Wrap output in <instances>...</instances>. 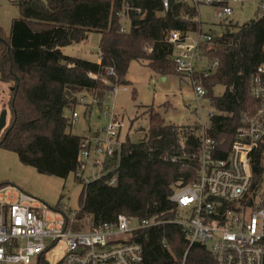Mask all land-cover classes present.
Wrapping results in <instances>:
<instances>
[{"label":"trees","instance_id":"1","mask_svg":"<svg viewBox=\"0 0 264 264\" xmlns=\"http://www.w3.org/2000/svg\"><path fill=\"white\" fill-rule=\"evenodd\" d=\"M14 3L20 16L12 21L10 35L5 37L0 29V81L11 87L10 119L0 136V148L14 152L22 164L42 175L62 179L74 175L76 181H82L76 176L81 144L97 137L68 131L73 119L65 112L72 110L73 115L81 103L79 95L88 92L101 102L115 85L129 83L125 80L133 62L163 77L176 73L183 78L172 62L168 36L173 31L185 35L204 28L196 6L178 0H170L167 11L161 0ZM125 4L143 13L129 12L130 34L121 32L117 15ZM213 26L207 29L217 36L207 55L211 61L218 60L219 67L203 84L206 99L215 109L209 132L218 144V157L225 158L243 124V114L253 113L257 104L250 82L264 58V19ZM91 33L100 34L98 63L63 53L64 47L86 41ZM218 85L225 91L216 96ZM146 114L149 128L137 142L122 143L118 166L116 158L107 159V174L84 184L78 218L91 227L114 222L119 215L163 221L133 233V242L143 250V264H216L204 246L189 248L182 227L171 223L177 213L171 200L175 187L197 178L201 126L167 125L153 106ZM251 167L252 187L245 199L249 206L264 196V146L252 153Z\"/></svg>","mask_w":264,"mask_h":264},{"label":"built area","instance_id":"2","mask_svg":"<svg viewBox=\"0 0 264 264\" xmlns=\"http://www.w3.org/2000/svg\"><path fill=\"white\" fill-rule=\"evenodd\" d=\"M178 1L196 6L199 21L201 4L213 6L219 21L226 23L232 20L234 7H242L246 2L256 4V18L264 19V0ZM161 2L167 11L170 0ZM130 11L143 16L141 9L125 4L117 14L124 34L131 33ZM216 36V32L202 28L185 35L173 31L168 36L175 70L189 78L197 100L206 99L208 90L203 80L214 75L219 67L218 60L211 61L207 55ZM202 62L207 67L200 68ZM109 73L113 74V70ZM116 86L112 88L115 95ZM250 92L257 104L253 113L243 114V124L225 158L218 157V144L209 132L215 112H209L205 118L200 111L196 112L201 126L197 178L189 184L179 182L171 197L177 206L176 218L171 223L182 227L189 248L194 244L204 246L216 264H264V196L256 197L252 206L245 200L253 181L252 153L264 146V58L251 79ZM72 118H77L75 112ZM120 127L117 115L112 113L104 139L93 137L82 142L78 178L83 179L82 171H86L92 155V163L102 170L107 159L116 158L118 166L122 155V144L118 142ZM106 174L102 171L95 179ZM110 184H114V179ZM4 196L6 200H2ZM48 211L46 205L24 192L0 190V264H45L44 254L59 242L67 246L59 264H143V250L133 242V233L164 223L119 215L114 222L91 227L79 221V212L68 215L60 208L53 219Z\"/></svg>","mask_w":264,"mask_h":264},{"label":"rangeland","instance_id":"3","mask_svg":"<svg viewBox=\"0 0 264 264\" xmlns=\"http://www.w3.org/2000/svg\"><path fill=\"white\" fill-rule=\"evenodd\" d=\"M15 0H0V29L5 37L10 35L12 21L20 16ZM257 5L246 2L235 6L232 20L244 24L254 20L258 14ZM204 31L212 24L217 28L220 23L213 6L201 4L199 6ZM100 34L91 33L88 39L79 44L66 46L62 49L67 56L86 59L98 63ZM201 63L200 68L207 67ZM127 84L117 85L118 93L109 90L101 102H97L93 95L83 92L84 98L76 108L77 118H72V110H67V118L73 119L68 131L79 137L96 135L98 139L105 138V129L110 123V114L117 115L121 127L118 131V142L127 139L137 142L149 128L147 108L153 106L165 120L167 125L194 128L198 125V112L205 118L209 112H215L207 99L197 100L193 94V85L189 78L170 74L165 77L154 73L145 64L131 63L126 75ZM10 85L0 81V114L6 109L10 100ZM225 88L218 85L214 88L216 96L222 95ZM80 102V101H79ZM197 112V113H196ZM10 112L8 110V121ZM96 139L93 140V144ZM94 155L87 162L86 171H82V181H76L74 175L66 179L47 176L38 173L34 168L22 164L14 152L0 148V190L5 193L21 191L37 199L49 208L48 215L55 218L58 209L71 212L80 211V197L87 181L105 173V169L92 163ZM2 200H6V196ZM79 219V218H78ZM79 221H81L79 219ZM82 222V221H81ZM83 223V222H82ZM85 225L89 226L87 222ZM67 246L59 242L44 254L45 264H59L66 255Z\"/></svg>","mask_w":264,"mask_h":264},{"label":"water","instance_id":"4","mask_svg":"<svg viewBox=\"0 0 264 264\" xmlns=\"http://www.w3.org/2000/svg\"><path fill=\"white\" fill-rule=\"evenodd\" d=\"M7 114V110H3L0 114V136L7 125ZM91 137H93V135Z\"/></svg>","mask_w":264,"mask_h":264},{"label":"crops","instance_id":"5","mask_svg":"<svg viewBox=\"0 0 264 264\" xmlns=\"http://www.w3.org/2000/svg\"><path fill=\"white\" fill-rule=\"evenodd\" d=\"M4 110H6V109H4ZM7 112H8V110H7ZM7 121H8V114H7Z\"/></svg>","mask_w":264,"mask_h":264}]
</instances>
